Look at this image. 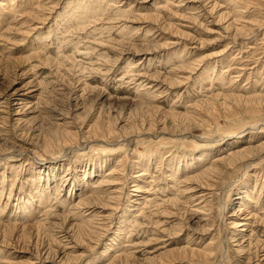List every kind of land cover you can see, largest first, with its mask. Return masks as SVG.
Segmentation results:
<instances>
[{
	"label": "rangeland",
	"instance_id": "obj_1",
	"mask_svg": "<svg viewBox=\"0 0 264 264\" xmlns=\"http://www.w3.org/2000/svg\"><path fill=\"white\" fill-rule=\"evenodd\" d=\"M0 4V264H264V0Z\"/></svg>",
	"mask_w": 264,
	"mask_h": 264
},
{
	"label": "bare ground",
	"instance_id": "obj_2",
	"mask_svg": "<svg viewBox=\"0 0 264 264\" xmlns=\"http://www.w3.org/2000/svg\"><path fill=\"white\" fill-rule=\"evenodd\" d=\"M11 2V1H10ZM3 3V2H2ZM203 5V4H202ZM213 5H215V4H213ZM217 5V4H216ZM215 5V6H216ZM0 6H6V5H4V4H0ZM215 6H214V8H215ZM76 7V6H75ZM3 8V7H2ZM211 9V8H210ZM221 15H223V14H221ZM219 17V16H218ZM223 17V16H222ZM161 19V18H160ZM232 25V24H231ZM229 27V26H228ZM246 27V26H245ZM248 27V26H247ZM246 27V28H247ZM224 28V27H223ZM246 28L244 29V30H246ZM246 31H248V30H246ZM246 31H245V33H246ZM241 34V33H240ZM243 36V35H242ZM226 50V49H225ZM202 65V64H201ZM188 66V65H187ZM179 69H178V71H181V70H183V68L184 67H178ZM186 68V67H185ZM176 70V69H175ZM185 70H188V67H187V69H185ZM143 78V77H142ZM150 80V79H149ZM176 80V79H175ZM216 93V92H215ZM217 94V93H216ZM233 98V97H232ZM224 99V98H223ZM237 100H239V99H237ZM256 100V99H255ZM254 100V101H255ZM213 102V101H212ZM211 102V103H212ZM223 103V102H222ZM255 103V102H254ZM258 103H260V102H258ZM257 103V104H258ZM216 104V103H215ZM237 104V103H236ZM198 105V104H197ZM201 105V104H200ZM217 105V104H216ZM208 106H210V105H208ZM213 106V105H212ZM212 106H211V108H212ZM226 106V105H225ZM230 106V105H229ZM248 106V105H247ZM197 107V106H196ZM214 107V106H213ZM201 108H203V107H201ZM207 108V107H206ZM215 109H216V107H214ZM235 108V107H234ZM255 108V107H254ZM209 111H211V110H209ZM213 111V110H212ZM214 112V111H213ZM255 112V111H254ZM187 113V112H186ZM196 113H197V111H196ZM211 113V112H210ZM187 115V114H186ZM202 115V114H201ZM212 115V114H211ZM171 116V115H170ZM189 116V115H188ZM187 116V117H188ZM193 116H194V114H193ZM192 116V117H193ZM197 116V115H196ZM193 117V118H196V119H198V117ZM186 117V116H185ZM192 117H189V118H192ZM193 118L191 119L192 121H193ZM188 119V118H187ZM200 119V118H199ZM189 120V119H188ZM187 120V121H188ZM195 121V120H194ZM196 123H198L199 124V121L197 122V120L195 121ZM194 122V123H195ZM201 123H202V120H201ZM174 125V124H173ZM200 125V124H199ZM204 125V124H203ZM92 127V126H91ZM113 127V126H112ZM108 131V132H107ZM112 132H114V130L112 129V128H108V129H102V126H100V125H98V126H96L95 125V127H92L91 128V131H90V137L92 138V136L95 138H97L98 139V137L99 138H101V139H103L104 138V134L106 135V133L110 136V134L111 135H113L112 134ZM116 132V131H115ZM69 135V134H68ZM71 136V135H70ZM74 138V137H73ZM106 138V137H105ZM72 140V139H71ZM100 140V139H99ZM250 140V139H249ZM248 140V142H250L251 143V140L249 141ZM251 147V146H250ZM249 147V149L247 148V149H243V150H241V151H239V152H236V153H233L232 155H230V156H228V157H226V158H223V159H221L217 164H216V166H213L211 163V165L213 166V167H211L210 165H207V167L208 166H210V168H205V169H207L204 173H201V174H199V175H197V176H195V177H192V178H190V179H188L187 181L188 182H190L191 181V184H193L192 183V181H194V182H196V181H200V183H203L202 185H204V184H207V185H209V183L211 182V179H213V178H215V179H217V177L218 176H221L222 174H223V172H224V169H226V168H228V167H226V166H229V165H234L235 163H238V162H240V161H242V160H246L247 158H249L248 156H250L251 154H252V152H254V155L256 154L257 155V153H259L260 151H263L264 150V145H259L258 147L257 146H252L251 148ZM230 154V153H229ZM259 155V154H258ZM257 155V156H258ZM256 156V157H257ZM222 157H224V156H222ZM221 157V158H222ZM202 160V159H201ZM253 160V159H252ZM61 161V160H60ZM248 162V161H247ZM119 163V162H118ZM187 163V162H186ZM246 163V162H245ZM41 165V164H40ZM149 165V164H148ZM251 165V164H250ZM189 166V165H188ZM246 166V165H245ZM101 167V166H100ZM102 168V167H101ZM254 168V167H253ZM70 169H71V167H70ZM149 169V168H148ZM118 170L119 169H117L116 171L118 172ZM146 170V169H145ZM255 170V169H254ZM68 171V170H67ZM102 171V170H101ZM123 171V170H122ZM111 173H112V171H110ZM116 172V173H117ZM140 172V171H139ZM141 172H142V170H141ZM124 173V172H123ZM122 173V174H123ZM108 174V173H107ZM106 174V175H107ZM115 174V173H114ZM140 174V173H139ZM138 174V175H139ZM66 175V174H65ZM102 175V174H101ZM110 175V174H109ZM141 175V174H140ZM91 176V175H90ZM117 176H118V174H117ZM121 176V175H120ZM135 176H137V175H135ZM134 176V177H135ZM143 176V175H142ZM173 176V175H172ZM104 176L102 175V178H103ZM112 177H114V176H112ZM121 177H123V176H121ZM100 178V177H99ZM109 178H110V176H109ZM136 178V177H135ZM135 178H133L134 180H135ZM153 178V177H152ZM151 178V179H152ZM218 178H220V177H218ZM114 179H115V177H114ZM116 179H117V177H116ZM106 181V180H105ZM108 181V183L106 182V184H108L110 187H111V184H113L112 182L113 181H109V180H107ZM115 181V180H114ZM136 181V180H135ZM216 181V180H215ZM96 182V181H95ZM103 182H104V180H103ZM118 182V181H117ZM149 182V181H148ZM121 183V182H120ZM180 183H182V182H180ZM199 183V184H200ZM105 184V185H106ZM117 184V183H116ZM185 184V183H184ZM197 184H198V182H197ZM198 184V185H199ZM97 185H98V183H97ZM103 185V187L105 186L104 185V183L102 184ZM200 186V185H199ZM100 187V186H99ZM106 187H107V185H106ZM182 187V186H181ZM190 187H192V186H190ZM197 187V186H196ZM195 187V188H196ZM95 188V187H94ZM109 188V187H108ZM108 188H106V189H108ZM118 188V187H117ZM185 188V187H184ZM201 188H203V187H201ZM123 189V188H122ZM174 189V188H173ZM187 189H190V188H188L187 187ZM197 189V188H196ZM99 190V189H98ZM119 190V189H118ZM96 191V190H95ZM112 191V190H111ZM111 191H108V192H111ZM133 191H140V189H134ZM195 191V190H194ZM107 192V193H108ZM115 192V190L113 191V193ZM182 192H186V191H184V190H182ZM98 193V192H97ZM100 194H101V192H99ZM107 193H105L104 192V194L106 195ZM112 193V194H113ZM209 193V192H208ZM95 194V193H94ZM122 194V193H121ZM104 195V196H105ZM116 195H117V193H116ZM206 195V194H205ZM204 195V196H205ZM247 195V194H246ZM250 195V194H249ZM95 196V195H94ZM102 196V195H101ZM101 196H95V197H89V198H87L85 201H83L82 203H81V206L80 205H78V206H80V208L81 207H84V208H88V209H97V208H102L103 210H106V209H104V207H111V204H113L114 202H115V198L114 197H110V196H108V197H101ZM113 196H115V195H113ZM203 196V197H204ZM251 196H253V195H251ZM251 196H246L247 198V200H249V201H253L251 198H249V197H251ZM84 198H86V194H85V196H83ZM88 197V196H87ZM116 198H117V196H115ZM177 198V197H176ZM118 200V199H117ZM116 200V201H117ZM147 202V201H146ZM163 202H165V201H163ZM79 203V202H78ZM177 203H178V200L177 199H171V200H168L166 203H164V204H160V205H163V206H169V205H171V206H175V205H177ZM118 204V203H117ZM156 204V203H155ZM257 204V203H256ZM255 204V205H256ZM99 205H102V206H99ZM113 205H115V204H113ZM158 205L159 204H157V205H154V209H157V207H158ZM250 205V204H249ZM76 206V205H75ZM117 206V205H116ZM147 206V205H146ZM113 207V206H112ZM145 207V206H144ZM167 208V207H166ZM177 208V207H176ZM253 208H254V206H253ZM79 209V208H78ZM77 209V210H78ZM143 209V208H142ZM146 209V208H145ZM161 209V208H160ZM204 209V208H203ZM76 210V209H75ZM99 210V209H98ZM142 211V210H141ZM161 211H163V210H161ZM264 211V210H263ZM82 212V211H81ZM115 212V211H114ZM140 212V211H139ZM144 212V211H143ZM240 212V211H239ZM238 212V213H239ZM140 213H142V212H140ZM147 213V212H146ZM146 213H145V215H146ZM163 213H165L164 211H163ZM139 214V213H138ZM143 214V213H142ZM141 214V215H142ZM150 214V213H149ZM153 214V213H152ZM171 214V213H170ZM241 214V213H240ZM68 215V214H67ZM248 219L249 218H252L250 215H253L254 217H256L254 214H252V213H248ZM139 216V215H138ZM149 216V215H148ZM151 216V215H150ZM59 217V216H58ZM56 217L57 218V220H59V221H61V220H63V221H61V223L60 224H62L63 222H65V221H68L69 220V217L68 216H64V217ZM104 218V217H103ZM245 218H246V215H245ZM262 218V217H261ZM234 220V219H233ZM243 220V219H242ZM245 221V220H244ZM234 223V225H233V227L234 226H236V227H240V226H242L241 227V229H240V232H243V231H246L247 230V228H246V226L249 228V226H250V221L249 222H242V221H240L239 223H237V222H235V221H233ZM63 224H65V223H63ZM84 224V223H83ZM85 224H86V222H85ZM92 225V224H91ZM111 225V224H110ZM55 227V226H54ZM78 228L80 227V226H77ZM93 227V226H92ZM77 228V229H78ZM82 228H84V227H82ZM81 228V229H82ZM80 229V230H81ZM91 229V228H90ZM93 229V228H92ZM237 229V228H236ZM86 230H88L87 228H86ZM161 230V229H160ZM165 230V229H164ZM163 230V231H164ZM26 232V231H25ZM239 232V233H240ZM88 233L89 234H91L89 231H88ZM93 233V232H92ZM251 233V232H250ZM85 234H87V232L85 233ZM241 234V233H240ZM88 235V234H87ZM92 235V234H91ZM253 235V234H252ZM85 236V235H84ZM251 236V235H250ZM249 236V237H250ZM81 237V236H80ZM86 238V237H85ZM244 242V241H243ZM259 241H257V242H255L256 243V245H254V246H256V249L258 248V246H259V244L260 243H258ZM150 243V242H149ZM211 242H209V246L212 244H210ZM242 243V242H241ZM251 244H252V241H248V243L247 244H244V246L242 245V246H240L241 247V249H245L246 247L249 249V247H251ZM189 245V244H188ZM188 245H187V247H188ZM253 245V244H252ZM66 246V245H65ZM92 246V245H91ZM207 246V245H206ZM213 246V245H212ZM79 247V246H78ZM187 247L185 248V249H187ZM261 247V246H260ZM205 248V247H204ZM216 248V247H215ZM184 249V248H183ZM182 249V250H183ZM176 250V249H175ZM179 250H181V248L179 249ZM201 250H202V248H201ZM201 250H198V249H193V248H190L189 250H186V252L187 251H190V253H191V258H192V256H198V257H202V259L203 258H205V259H207L209 256H210V254H208L210 251H211V249H207L206 251L207 252H204V251H201ZM170 251V250H169ZM168 251V252H169ZM173 251V250H172ZM184 252H185V250H183ZM244 251V250H243ZM188 253V252H187ZM184 254V253H183ZM131 255V254H130ZM172 256V255H171ZM72 257V256H71ZM157 257V256H156ZM129 258V254H127V255H118V257H116V259H115V261L114 262H116V264H119V263H121L122 264V262L124 261V262H126L125 260H127ZM158 258V257H157ZM175 258V257H174ZM194 258V257H193ZM130 261V260H129ZM128 261V262H129ZM126 264V263H125Z\"/></svg>",
	"mask_w": 264,
	"mask_h": 264
}]
</instances>
